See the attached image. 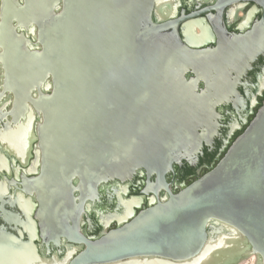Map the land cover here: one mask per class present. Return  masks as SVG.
<instances>
[{
    "label": "water",
    "instance_id": "95a60500",
    "mask_svg": "<svg viewBox=\"0 0 264 264\" xmlns=\"http://www.w3.org/2000/svg\"><path fill=\"white\" fill-rule=\"evenodd\" d=\"M165 1L0 0V141L29 115L40 120L28 155L16 158L26 166L38 140L25 172L37 176L21 177V194L17 167L0 188V264H230L247 252L264 264V102L208 174L177 194L166 187L165 200L94 241L60 225L56 244L83 245L77 255L38 254L29 196L42 225L49 205L78 191L76 179L95 191L198 160L222 98L208 85L197 92L212 52L181 41L180 20L160 14Z\"/></svg>",
    "mask_w": 264,
    "mask_h": 264
},
{
    "label": "flooded vegetation",
    "instance_id": "af4514ba",
    "mask_svg": "<svg viewBox=\"0 0 264 264\" xmlns=\"http://www.w3.org/2000/svg\"><path fill=\"white\" fill-rule=\"evenodd\" d=\"M162 5L160 13L167 19L165 21L180 20L178 33L181 41L198 52H212L208 60L210 66L207 73L202 75L197 92L206 89L208 85L209 89L206 90L210 91V96L222 99L209 116L202 148L196 155L198 160L192 165L187 162L180 166L173 165L172 171L162 178L156 174L149 175L145 170H138L129 180H109L99 185L95 191L81 187L80 181L76 179L73 185L78 187V191L73 192L62 204L55 201L49 205L47 223L43 221L42 225L36 218L40 207L35 198L29 196L35 204L31 209L38 231L35 245L43 258L62 259L67 254L73 252L74 256L84 250L83 245H70L62 237L56 244L60 225L77 227L83 237L94 241L104 233L129 223L133 215L165 200L166 187L171 193L177 194L208 174L247 129L264 102V4L231 0H166ZM29 40L35 45L31 36ZM195 78L196 75L191 72L186 75L187 80ZM39 123L35 114L32 125L34 135H37ZM1 128L0 124V130ZM37 143L38 140L31 144L26 166H22L20 161H14L13 167H19L21 194V177L35 160ZM2 145H7V141L0 142V157L6 159L5 165H0V188L8 190V181L15 180V172L12 165L8 168V160L10 164L13 161ZM8 170L11 176L8 175ZM36 176L37 174L25 175L27 179ZM2 208L0 205V218Z\"/></svg>",
    "mask_w": 264,
    "mask_h": 264
},
{
    "label": "bare ground",
    "instance_id": "6f19581e",
    "mask_svg": "<svg viewBox=\"0 0 264 264\" xmlns=\"http://www.w3.org/2000/svg\"><path fill=\"white\" fill-rule=\"evenodd\" d=\"M165 5H167V4H165ZM164 5H162V7H163ZM168 7V6H167ZM166 7V8H167ZM171 12V11H170ZM170 12H168V13H170ZM161 14V13H160ZM240 14V13H239ZM197 28V27H196ZM197 29H195V31H196ZM198 35V34H197ZM2 76H3V73H2V69L0 68V83H1V80H2ZM3 103L4 102H1L0 103V106H2L3 105ZM1 113V112H0ZM2 116H4L3 114H2ZM32 117H33V115H29L28 116V121L27 122H23V125H24V127H21L20 128V131H19V129L17 130V129H13L12 131H11V134L9 135V136H11V141H8V137L9 136H7V137H5V139H7L6 141H7V145H2V146H4V150L6 151V153H7V155L9 156V155H11V159H12V161L14 162V161H16V159L15 158H18L19 160H24L25 158H26V156L28 155L27 154V152H28V148H29V140H30V138H31V136H33L34 134H32V125H33V123L31 124V120H32ZM34 122V121H33ZM28 124H29V126H28ZM27 127H28V129H27ZM12 137L14 138V139H12ZM0 142H3V140L2 141H0ZM2 151V150H1ZM15 155L16 157L15 158H13L14 156L13 155ZM9 161V160H8ZM2 162V163H1ZM15 163V162H14ZM0 165H5V161H2L1 159H0ZM8 168H9V166L11 165L10 164V161L8 162ZM13 167V166H12ZM10 169V168H9ZM16 171V169L13 167V172H15ZM0 172H1V170H0ZM8 175L9 176H11V172H10V170H8ZM5 190H7V188H5ZM120 194V193H119ZM229 242V241H228ZM232 242H234V241H232ZM229 246H231L232 244H228ZM222 256H225L226 255V253H222L221 254ZM245 256H239V257H236L235 259H234V261L232 262V263H230V264H241V263H243V262H247V259L248 260H250V261H252V264H259L260 263V259H259V257L258 256H256V255H252L251 253H249V252H247L246 254H244Z\"/></svg>",
    "mask_w": 264,
    "mask_h": 264
},
{
    "label": "rangeland",
    "instance_id": "374dc122",
    "mask_svg": "<svg viewBox=\"0 0 264 264\" xmlns=\"http://www.w3.org/2000/svg\"><path fill=\"white\" fill-rule=\"evenodd\" d=\"M12 139H14L13 137H12ZM8 141H11V136H9L8 137ZM27 154H28V152H27ZM13 155V154H12ZM10 156V155H9ZM13 156H15V155H13ZM16 157V156H15ZM15 157H13V158H15ZM12 158V157H11ZM16 159V158H15ZM241 256H245V255H243V254H241ZM241 264H252V261H250V260H248L247 259V262H243V263H241Z\"/></svg>",
    "mask_w": 264,
    "mask_h": 264
}]
</instances>
